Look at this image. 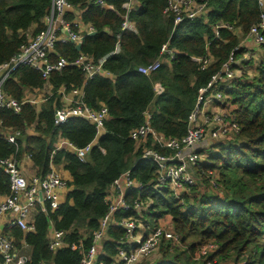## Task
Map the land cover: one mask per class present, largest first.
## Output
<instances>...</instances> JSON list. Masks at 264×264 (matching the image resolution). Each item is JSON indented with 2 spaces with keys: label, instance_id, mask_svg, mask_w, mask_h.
I'll return each instance as SVG.
<instances>
[{
  "label": "trees",
  "instance_id": "1",
  "mask_svg": "<svg viewBox=\"0 0 264 264\" xmlns=\"http://www.w3.org/2000/svg\"><path fill=\"white\" fill-rule=\"evenodd\" d=\"M68 1L80 11L82 22L90 23L95 31L79 44L56 42L51 58L61 55L68 63L50 73L52 93L38 111L30 104L22 105L19 112L0 109V158L14 154L21 160L28 153L34 173L40 176L49 170L50 162L61 167L69 175L66 195L53 209L47 201L36 203L31 211L32 230L10 225L2 233L29 255L26 264H80L108 210L105 195L109 185L129 170L142 186L129 187L125 198L131 205L137 200L143 206L138 213L134 209L115 213L98 250L97 264L115 263L119 248L129 247L125 229L117 224L122 217H137L147 231L164 215L171 218L181 244L162 241L159 257H145L136 264H205L214 262L213 258L221 264H264V42L253 45L245 59V49L235 51V66L243 70L225 93L239 129L231 137L211 139L198 151L203 158L192 169L199 182L189 186L182 201L166 185L154 187L157 166L141 157L145 147L165 154L172 150L150 135L139 140L130 137V131L144 122L146 110L151 114V126L165 138L181 139L187 133L200 88L258 21L257 0H206L205 14L176 24L173 14L165 11L168 0H135L127 12L122 7L124 0H102L103 4ZM49 5L50 0H0V64L43 27ZM124 15L132 29H122ZM66 17L71 19L72 12ZM165 44L174 50L173 57L161 54ZM79 52L95 61L104 58L103 67L111 75H94L84 83L85 73L72 64ZM206 54L210 61L205 66L191 58ZM158 58L153 73L138 70ZM155 81L163 86L160 94L155 93ZM42 84L39 71L19 65L2 86L20 98L23 88ZM62 86L64 91L82 87V98L92 108L106 106L107 117L99 135L94 124L82 117L55 123L54 110L63 105L57 91ZM13 131L19 132L15 143L5 137ZM95 136L96 142L83 161L73 149L55 147L60 138L83 147L93 143ZM8 193V174L0 167V194ZM153 208L158 210L152 212ZM50 223L64 231L65 246L48 247ZM189 237L198 241L185 243ZM208 242L216 248L196 259L198 248Z\"/></svg>",
  "mask_w": 264,
  "mask_h": 264
},
{
  "label": "built area",
  "instance_id": "2",
  "mask_svg": "<svg viewBox=\"0 0 264 264\" xmlns=\"http://www.w3.org/2000/svg\"><path fill=\"white\" fill-rule=\"evenodd\" d=\"M97 1L103 4L102 0ZM206 2V0H168L165 11L173 14L176 24L184 18L191 19L200 14H205L207 11ZM257 3L260 7L259 18L249 28L245 43L240 41L221 64L219 70L212 75L206 86L200 88L197 105L188 117L189 128L187 133L181 139L165 138L163 134L151 126V114L147 110L144 111V122L130 131V137L134 140L143 139L150 135L158 144L172 150L171 153L165 154L151 147H145L142 149L141 157L152 161L157 166V180L154 187L166 185L172 194L181 201V195L188 192L189 186L199 182V178L192 169L193 164L202 160V155L198 151L205 147L211 139L227 137L239 129L235 121V113L232 111L233 108L230 107L229 103H225V100L227 101L225 90L232 87L243 70L241 67L235 66L237 63L235 51L241 48L245 49L243 56L245 59L252 52L251 47L253 45L264 42V0H257ZM134 4L135 0H124L122 7L127 12L133 8ZM106 6L112 7L111 4ZM68 11L73 14L71 19L66 17ZM42 22L43 27L21 44L8 60L0 64V109L8 108L14 112H19L22 105L30 104L35 106L38 111L41 104L52 93L49 82L50 73L61 69L68 63L67 58L61 55L55 59L51 58L52 53H55L56 42L79 44L85 35L95 31L90 23L82 22L80 11L75 10L74 5L68 0H50V5L42 18ZM226 26L236 33L232 26ZM121 27L122 29H132L133 27L126 15L123 16ZM215 33L218 36L216 29ZM249 43L252 44L251 47L248 45ZM173 51L166 44L160 50L161 54L166 53L171 57H173ZM191 58L194 61H200L203 66L210 61L207 54L201 57L192 56ZM104 60V58H100L95 61L91 55L79 52L72 64L80 67L85 73V83L94 75H111L103 67ZM159 63L160 58L146 66L138 67V70L149 75L155 71ZM19 65H26L39 71L43 84L40 87L23 88L22 96L16 98L5 90L2 84L11 71ZM153 87L156 94L163 91V86L158 81L153 83ZM57 91L61 94L63 105L54 110L56 124L71 117H82L94 124L96 136L103 131L104 120L107 117L105 105L98 109L88 106L82 98V87L64 91L62 86ZM219 106H223L226 111L218 113ZM198 112L203 115L201 121L202 125L207 127L206 129H203L202 125L196 122ZM18 134V131H13L7 133L5 137L9 142L15 143V137ZM96 136L93 143L90 142L79 148L68 140L60 138L55 147L71 148L77 157L83 161L92 144L96 142ZM25 156L30 159L28 153ZM21 163L22 160H17L14 154L0 158V167L8 174L9 178V193L0 194V217L8 215L6 226L18 225L22 230L28 231L33 229V225L30 223L32 220L31 211L36 203L47 201L51 209L56 208L62 202L61 195L67 190V180L52 162L49 164V170L43 176L35 173L26 175ZM135 185L137 187L142 186L140 182L131 177L129 170L122 172L109 185L105 195L108 210L100 219L99 228L93 232L92 244L84 251L80 264H97L98 250L102 245L106 229L114 221V215L117 211L134 209L138 213L141 210L142 203L135 200L134 205H131L125 198L127 189ZM117 224L125 229V237L129 247L119 248L116 262L113 264H136L141 259L150 256L155 250L157 251L162 241L170 243L172 246L181 244L179 234L174 231L171 220H166L147 231L144 230L140 219L135 216L122 217ZM64 235L63 230L53 228L50 237H48V247L56 249L65 246ZM70 247L75 248L77 245L70 244ZM215 248V243H205L198 248L195 258L203 257ZM0 257L1 264H26L29 259V255L26 252H21L13 244L12 239L3 233H0ZM39 264L46 263L39 262ZM205 264L215 263L207 260Z\"/></svg>",
  "mask_w": 264,
  "mask_h": 264
},
{
  "label": "rangeland",
  "instance_id": "3",
  "mask_svg": "<svg viewBox=\"0 0 264 264\" xmlns=\"http://www.w3.org/2000/svg\"><path fill=\"white\" fill-rule=\"evenodd\" d=\"M239 34V33H238ZM246 38H247V35H245V36H242L241 37V41L243 42V43H245V40H246ZM250 47L252 46V44L251 43H249L248 44ZM259 51V50H258ZM256 53H258V52H256ZM225 103H227L228 104V101H226L225 100ZM230 107H232L233 108V105H230ZM224 111H226V109L223 107V106H219V108H218V110H217V112L218 113H220V112H224ZM202 118H203V115H202V113H200V112H198L197 114H196V122H198L200 125H202ZM202 127H203V129L205 128H207L205 125H202ZM231 135H232V133L230 134V135H228L227 137H231ZM224 138H226V137H224ZM203 158V157H202ZM60 172H61V170H60V168H58V167H56ZM30 171H31V169H29ZM62 174V173H61ZM158 209L157 208H153L151 211L152 212H156ZM171 218L169 217V216H167V215H164L163 217H161V218H159V220H158V224H160V223H163L164 221H166V220H170ZM193 241H198V239L197 238H195V237H189V238H187L186 240H185V243H187V242H193ZM159 255V250H155L152 254H150V256H148V257H156V256H158ZM159 257V256H158ZM199 259H202V257H200ZM214 260V263L215 264H221V260H218L217 258H213Z\"/></svg>",
  "mask_w": 264,
  "mask_h": 264
},
{
  "label": "crops",
  "instance_id": "4",
  "mask_svg": "<svg viewBox=\"0 0 264 264\" xmlns=\"http://www.w3.org/2000/svg\"><path fill=\"white\" fill-rule=\"evenodd\" d=\"M29 133H33V131L29 130ZM21 160H22V168H23V171L25 172V174L30 175V174L34 173V169L32 168L31 160L28 159L25 155L23 156V158ZM58 168H60L62 176L67 180L69 178L68 173L66 171H64L61 167H58ZM29 169H31V171ZM65 195H66V191H64L63 194L61 195V201L64 200ZM7 222H8V215L0 217V233H2L5 228H7L6 227ZM52 230H53V225H52V223H50L49 228H48V237H50Z\"/></svg>",
  "mask_w": 264,
  "mask_h": 264
}]
</instances>
